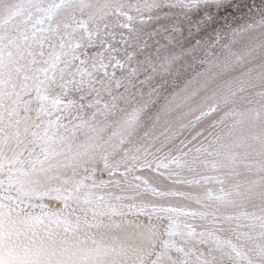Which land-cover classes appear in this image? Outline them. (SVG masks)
<instances>
[{"label": "snow or ice", "instance_id": "1", "mask_svg": "<svg viewBox=\"0 0 264 264\" xmlns=\"http://www.w3.org/2000/svg\"><path fill=\"white\" fill-rule=\"evenodd\" d=\"M0 264H264V0H0Z\"/></svg>", "mask_w": 264, "mask_h": 264}]
</instances>
